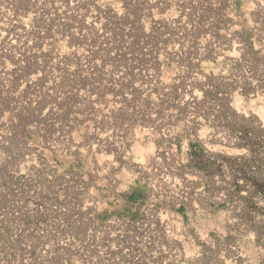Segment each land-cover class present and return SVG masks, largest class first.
<instances>
[{
  "label": "rangeland",
  "instance_id": "rangeland-1",
  "mask_svg": "<svg viewBox=\"0 0 264 264\" xmlns=\"http://www.w3.org/2000/svg\"><path fill=\"white\" fill-rule=\"evenodd\" d=\"M248 1L0 0V264H264Z\"/></svg>",
  "mask_w": 264,
  "mask_h": 264
},
{
  "label": "clouds",
  "instance_id": "clouds-1",
  "mask_svg": "<svg viewBox=\"0 0 264 264\" xmlns=\"http://www.w3.org/2000/svg\"><path fill=\"white\" fill-rule=\"evenodd\" d=\"M99 3L103 4L104 0H98ZM123 15V12H121ZM238 55V54H237ZM11 67V65H9ZM253 86L258 85V81L255 79L251 80ZM243 90L241 88H236L231 92L230 95V107L239 115H243L246 118H250L253 114L259 117V122L264 125V89H257L254 93L242 94ZM196 95L199 96L200 100L204 99L202 93L197 91ZM186 99H190V97H186ZM203 121V117L200 118ZM139 134V133H138ZM227 141L225 140V143ZM235 142V141H234ZM150 154L151 157H158L156 145L151 144V146L146 150ZM160 152H163V148H160ZM5 158V154L0 152V160ZM162 159L161 157H158ZM141 162H144L143 159ZM180 160H178V164H180ZM187 164V160L183 161ZM39 166V165H38ZM168 183L170 188L177 196L180 195V188H183V183L180 182L179 178L176 179V183L171 182V176L168 178ZM180 186V188L177 187ZM198 191H202V189H198ZM201 239L207 240L206 236H202ZM215 247V245H213ZM185 252L187 254V258L199 257L202 255L199 248H195V250H190L188 246H185ZM240 255H245V253H240ZM220 259L224 261V264H232V261L226 256V253L222 252L220 255Z\"/></svg>",
  "mask_w": 264,
  "mask_h": 264
},
{
  "label": "crops",
  "instance_id": "crops-1",
  "mask_svg": "<svg viewBox=\"0 0 264 264\" xmlns=\"http://www.w3.org/2000/svg\"><path fill=\"white\" fill-rule=\"evenodd\" d=\"M236 1H239V0H234V2H236ZM248 2H249V4L247 6L246 13H245L246 14V17H245L246 21L248 18H250V20H249V23H250L252 18H262V15H263L262 11H260L259 13L254 12L255 0H249ZM252 21H254V20H252ZM261 21H263V19L260 20L259 22H261ZM259 22H257V25L259 24ZM257 25L255 27H253V29L256 28Z\"/></svg>",
  "mask_w": 264,
  "mask_h": 264
},
{
  "label": "bare ground",
  "instance_id": "bare-ground-1",
  "mask_svg": "<svg viewBox=\"0 0 264 264\" xmlns=\"http://www.w3.org/2000/svg\"><path fill=\"white\" fill-rule=\"evenodd\" d=\"M260 11L263 12L262 19H264V4H261L260 0H255L254 12L259 13Z\"/></svg>",
  "mask_w": 264,
  "mask_h": 264
},
{
  "label": "snow or ice",
  "instance_id": "snow-or-ice-1",
  "mask_svg": "<svg viewBox=\"0 0 264 264\" xmlns=\"http://www.w3.org/2000/svg\"><path fill=\"white\" fill-rule=\"evenodd\" d=\"M260 3L261 4H264V0H260ZM262 221H264V219H262Z\"/></svg>",
  "mask_w": 264,
  "mask_h": 264
}]
</instances>
